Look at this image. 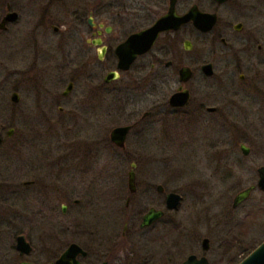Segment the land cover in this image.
Here are the masks:
<instances>
[{"label":"flooded vegetation","instance_id":"1","mask_svg":"<svg viewBox=\"0 0 264 264\" xmlns=\"http://www.w3.org/2000/svg\"><path fill=\"white\" fill-rule=\"evenodd\" d=\"M66 5H69L68 8ZM262 8L264 9V0H0V24L11 14L0 31L8 32L9 28L21 23L28 29V38L0 37V52L13 44L17 49L27 50L30 58L27 68L29 72L46 70L49 68L48 63H53L51 68L61 72L63 64L73 57L75 70L88 73L92 79L93 92H99L104 97L94 101L92 98H78L71 102L67 97L73 92L75 79L67 83L63 92L48 94L52 99L47 98L44 105L46 108L43 110L46 113L43 112V117L49 116L56 108L60 115H67L74 121L85 119L90 114L95 117L97 113V117L104 115L107 118L109 128L108 136L100 137L96 141L97 147H89L90 153L94 152L96 155V161H80V148L72 147V150L57 157L55 161L48 160L47 156L46 163L29 168L31 178L21 183L31 194L28 196L29 205L25 213L27 216L23 217L28 232L19 230L14 235L13 264H56L74 244L84 253H74L69 264H131L128 259L132 252L125 253V258L120 256L124 249L123 243L132 236L135 238L138 234L155 230L168 213L180 208L184 198L177 191H168L162 184H157L156 177L146 174L144 178H140L137 172L140 163L135 158L129 162L130 170L124 173L122 164L105 163L100 160V154L107 147V143L116 149L126 150L129 136L138 134L145 137L143 125L147 124L149 117L155 116L161 110L173 113L175 120L179 122L177 125L181 127L196 124L202 117L208 118L207 122L214 121V117L219 115V109L216 106H207L204 97L195 98L192 81L197 75L206 80L215 78L217 69L224 71L233 81L228 83V89L237 83L236 97L241 94V85L252 89L254 77L246 76L240 56L243 52L251 54L252 51L256 56L264 50V42H261V35L256 33L255 22ZM194 10L202 15L215 16L216 22L211 28L202 31L190 18L178 28L163 30L154 39L152 47L142 54L136 53L139 43L128 42L135 33L151 28L156 21L171 12L175 13L178 20ZM63 24L69 27L66 34L60 33L61 28L58 25ZM50 29L53 37H41ZM197 45L204 49L205 58L193 57ZM134 53L136 56L130 61L129 58H132ZM219 63L221 64L218 65ZM69 84L71 87L68 91ZM146 88L162 97L152 105L153 108L140 114L135 107L144 99ZM164 90L166 92L161 94ZM14 92L18 93V101H12L16 106L20 103V92L13 90L12 94ZM179 93L188 95L187 102L177 104V101H181L177 97L175 104H171V97ZM261 95L264 100L263 91ZM101 101L105 103L104 108ZM252 111L248 115L243 114V119L248 121L246 126L253 133L252 136H264L262 107L259 111ZM240 116L236 115L237 123L241 119ZM126 126L131 128L127 132L125 145L115 146L110 133L117 127ZM236 128L239 129L237 125ZM241 145H245L248 154L242 150ZM239 150L246 156L251 154V148L245 140L240 142ZM143 164L153 165V170L158 169L154 162ZM262 166L264 164L258 166L256 172ZM130 171L134 173L135 191L128 188ZM259 175L258 172L256 183ZM147 176L149 177L146 178ZM20 186L17 184L15 190ZM171 192L177 193L181 200L177 208L169 210L166 207V195ZM139 193L140 202L134 199ZM122 200H126L124 209H120V213H117L104 229L87 222L80 208L81 205L86 208L95 202L98 205L107 201L109 205L104 207L113 210L110 202L120 203ZM151 209L162 212L161 217L151 224L142 225L144 215ZM19 217L12 215L10 222L13 226L17 227L18 223L22 222ZM86 224L93 229L88 232ZM82 227L87 229L82 230ZM83 232H88L89 236L95 233L97 236L98 232L109 234L104 238V242L93 248L88 238L82 239L85 235ZM20 236H25L24 239L29 245L27 250H18L17 239ZM152 244L155 246L149 248L152 252L144 259V263L133 264H147L148 259L162 257L163 250L156 246L158 242ZM201 247V253L190 252L183 261L174 264L185 262L190 255L197 258L206 257L209 264H212L211 258L206 254L210 250V242L208 249L203 247L202 242ZM164 249L166 253L174 255L176 247ZM172 262L170 259L164 264H173Z\"/></svg>","mask_w":264,"mask_h":264},{"label":"rangeland","instance_id":"2","mask_svg":"<svg viewBox=\"0 0 264 264\" xmlns=\"http://www.w3.org/2000/svg\"><path fill=\"white\" fill-rule=\"evenodd\" d=\"M260 13L255 21L256 33L261 35L263 43V8ZM58 26L61 34L67 33L69 27L66 24ZM8 30L0 31V37L28 38L24 23ZM51 33L50 29L41 37H53ZM252 52L241 53L240 59L246 76L254 77L255 83L252 89L241 85L238 97L237 83L228 89V83L233 81L224 71L217 69L216 77L211 79L204 80L200 75L193 78L195 98L204 97L207 106L219 109L214 121L207 122L208 118L202 117L197 125L192 123L191 126L181 127L177 125L179 122L173 113L161 110L143 125L145 137L138 134L129 136L126 150L116 149L107 143L100 154V160L105 163L122 164L124 173L130 170L129 162L135 158L140 163L137 171L140 178L146 174L156 177L157 184H162L168 191H177L184 198L180 208L168 213L155 230L138 234L135 238L132 236L123 243L124 249L120 256L125 258V253L132 252L128 259L131 264L144 263V259L151 255L150 249L155 246L152 244L155 241L158 242L156 246L163 250L162 257L148 259L147 264H164L170 259L174 264L183 261L190 252L201 253V242L205 237L210 242V250L205 253L211 258L212 264H236L264 241V191L256 187L252 195L238 207L232 204L239 191L257 184L256 168L264 164V136H252L253 133L246 126L248 121L243 119V114L259 111L260 107L264 114L261 95L264 92V50L256 56ZM27 53L25 49L15 48L14 44L0 52V134L3 139L0 147V264H13L14 235L19 230L28 232L23 217L27 216L28 196L31 194L21 183L31 178L29 168L46 163L47 156L48 160L55 161L72 147L80 148V161H96V155L90 153L89 147H97L96 141L108 136L109 131L107 118L102 114L101 117H97V113L95 117L90 114L85 119L74 121L67 115H60L56 108L54 112L47 113L49 116L43 117L47 98L52 99L48 94L63 92L67 83L75 79L73 92L67 97L71 102L78 98H92L94 101L104 97L99 92H93L92 79L88 73L75 70L73 57L63 64L61 72L51 68L53 63H48L49 68L46 70L29 72L30 58ZM205 54L202 46L197 45L193 57L205 58ZM235 78L237 82V74ZM13 90L20 92V103L16 106L10 101ZM165 92L161 91V94ZM144 96L135 107L140 114L153 108L152 105L162 97L147 88ZM100 103L104 108L105 103ZM236 115H241L238 123ZM10 128L14 134L8 137L6 132ZM257 131L260 132L258 127ZM242 140L251 148L250 155L240 152ZM149 161L156 163L158 169L153 170V165L143 164ZM17 184L21 186L15 190ZM134 199L140 202V193ZM125 201L110 202L113 210L104 207L109 205L107 201L98 205L95 202L96 205L86 208L81 205L80 208L87 222L104 229L124 209ZM157 201L154 202L157 204ZM13 214L22 219L17 227L10 222ZM92 229L90 226L87 230L89 232ZM88 232H83L85 235L82 239L88 238L93 248L104 242L109 234L98 232L97 236L96 233L89 236ZM174 247V255L166 253L164 249Z\"/></svg>","mask_w":264,"mask_h":264},{"label":"water","instance_id":"3","mask_svg":"<svg viewBox=\"0 0 264 264\" xmlns=\"http://www.w3.org/2000/svg\"><path fill=\"white\" fill-rule=\"evenodd\" d=\"M11 14H8L6 19H4L3 23L8 21L10 19ZM192 19L195 21V26L200 28L202 31L207 30L211 28L214 23L216 22L215 16H211V14L206 15V14H201L199 11H193V13L187 14L186 16H183V18H175V13L171 12L168 15L162 17V19H159L158 21L155 22V24L146 30H143L141 33H135V35L132 36L131 39L128 40V42H136L139 43L138 45L139 49L137 48L136 53H143L145 50H147L149 47H152L154 39L159 36L163 30L166 29H173V28H178L179 25H181L184 21L188 19ZM208 18V20H207ZM209 21V22H208ZM3 23L0 24V28H3ZM133 42V43H134ZM144 44L146 47H143ZM143 47V49H141ZM134 53L132 58H129L130 61L133 60V58L136 56ZM71 85L69 84L67 89L68 91L70 90ZM187 96L184 93H179V95H176L175 97H171L170 103L175 104V101L178 99L181 101H177V104H185L187 102ZM11 102H16L18 101V93L14 92L10 98ZM211 109V108H209ZM130 126H126V128L123 127H117L116 130H113L110 133V138H112V142L114 143L115 146L123 147L125 144V141L127 140L126 135L128 130H130ZM7 135L8 136H13V130L10 128L7 130ZM2 134H0V147L3 145L2 144ZM242 150L248 154V150L245 147V145H241ZM134 165V164H133ZM259 176H258V185H256L260 190H264V166L262 168L258 169ZM134 173L133 171L129 172V182H128V188L131 189L132 191H135V185H134ZM255 185L253 186H248L244 188L242 191H239L237 195L233 198V207H238L241 203H243L244 200H246L252 193L253 189L256 187ZM167 200H166V207L169 208V210H172L173 208H177L178 204L180 203L181 197L177 193L171 192L170 194L166 195ZM162 212L159 210L151 209L150 212L146 213L143 217L144 222H142V225H147L151 224L152 221L156 220L158 217H161ZM25 236H20L19 239H17V246L18 250H27V245L26 240L24 239ZM209 238H205L202 240V245L205 247V249H208V240ZM80 252L77 245H71L69 249L66 250L63 256L59 260L56 261V264H69V260L74 256V253ZM83 252V251H82ZM84 253V252H83ZM188 259L181 263V264H209L208 259L205 258H197L196 256H188ZM22 264H27V263H22ZM75 264H79L76 262ZM237 264H264V241H262L254 250L250 251L246 258L242 259L239 261Z\"/></svg>","mask_w":264,"mask_h":264}]
</instances>
